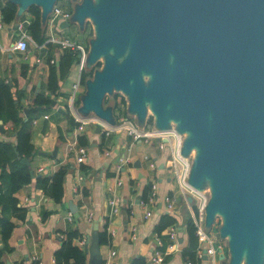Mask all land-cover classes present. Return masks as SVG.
Returning <instances> with one entry per match:
<instances>
[{
	"label": "water",
	"instance_id": "1",
	"mask_svg": "<svg viewBox=\"0 0 264 264\" xmlns=\"http://www.w3.org/2000/svg\"><path fill=\"white\" fill-rule=\"evenodd\" d=\"M13 1L19 11L34 4L43 15L56 2ZM87 18L95 38L86 65L103 53L105 60L87 81L82 109L110 121L103 100L118 89L139 124L153 115L163 130L174 120L185 134L181 154L197 146L188 182L203 190L209 181L204 222L210 226L222 216L218 230L228 241V264H263L264 0H80L59 26L83 27ZM143 72L151 74L148 81ZM96 228L94 222L87 236V264H103Z\"/></svg>",
	"mask_w": 264,
	"mask_h": 264
},
{
	"label": "crops",
	"instance_id": "2",
	"mask_svg": "<svg viewBox=\"0 0 264 264\" xmlns=\"http://www.w3.org/2000/svg\"><path fill=\"white\" fill-rule=\"evenodd\" d=\"M7 1L13 0H0V83L10 87L14 101L21 106L19 114L30 118L33 150L26 158L33 176L30 182L14 192L18 206L23 208L24 217H10L14 225L5 241L0 231L2 264H57L55 255L66 233L77 228L81 238L87 242V236L93 235L94 222H97L96 234L98 230L106 231V240L99 243L102 263L108 251L115 249L120 264H187L182 254L189 243L186 220L190 216L194 222L196 202L194 196L183 193L179 188L170 166L169 146L157 147L156 137L149 143L144 142L143 138L134 139L126 125L119 123L124 118L139 124L137 116L129 112L127 106L125 111H119L115 101L108 103L105 96L103 105L111 110V119H100L103 124L112 125L106 132V127L97 122L98 116L93 111L82 109L87 81L93 78L98 68L93 65L79 66L78 49L63 45V38L56 35L57 30L62 32L60 28H65L59 26L61 20L51 19L49 13L43 15L40 7V29L45 37L42 42L35 40L29 27L33 18L29 7L19 11V4L16 3L15 17L5 21L2 8ZM57 3L66 8L61 2ZM19 22L23 23L26 31L28 46L25 50L15 46L18 38L16 25ZM69 26L72 31H66L64 35L88 46L86 23L83 27L77 22ZM69 50L76 52L77 59L72 61L63 76L57 73V87L51 91L48 88L49 69L52 64L58 65L61 55ZM92 67V74L82 81V72L87 74ZM75 82L79 86L73 90ZM38 93L49 96L51 101L54 99V105L48 103L37 108L34 99ZM26 107L29 108L27 115L24 113ZM77 115L82 121L77 119ZM148 117L139 125L154 128V120ZM80 122L82 128H78ZM98 125L99 130L96 129ZM14 128L11 119L3 121L0 118V138L13 140ZM80 135L85 138L84 144L78 142ZM77 143L86 148L85 161L79 164L74 159V146ZM121 157H127V161L117 170L116 164ZM150 161L154 162V167L150 166ZM60 167L66 168L63 194L60 201H55L36 184L35 178L38 175L50 176ZM4 168L9 170V164L5 163ZM78 175L83 178L78 189H75ZM116 178L122 181L118 187L122 206L120 212L111 214L107 188L114 185ZM152 182H156L159 196L155 202L148 200ZM165 194L173 200L172 210L166 208L163 201ZM146 210L151 212L148 217H144ZM68 211L72 212V221L67 219ZM165 213L176 219V238L174 241L168 238L165 249L161 250L162 239L155 226ZM110 229L113 230L112 234L108 232ZM205 231L214 238L215 253H204L202 257L196 255L193 261L196 264H217L220 259L221 264H228L229 249L225 252L216 235ZM161 233H166V228ZM81 238L75 239V242L85 247L87 264L88 245L81 244ZM197 238L196 250L201 248L204 251L208 243ZM222 238V243H225L227 238ZM219 248L225 254L223 258L219 257ZM156 251L160 252L159 263L151 260Z\"/></svg>",
	"mask_w": 264,
	"mask_h": 264
},
{
	"label": "trees",
	"instance_id": "3",
	"mask_svg": "<svg viewBox=\"0 0 264 264\" xmlns=\"http://www.w3.org/2000/svg\"><path fill=\"white\" fill-rule=\"evenodd\" d=\"M16 3L13 1H7L2 8L3 19L5 21H11L15 17ZM29 10L33 14V18L29 27L36 41L42 42L44 35L41 34L40 29V8L37 5H30ZM77 59L76 52L69 50L64 52L59 61L58 65L52 64L49 69L48 77V88L54 91L57 87V73L59 76H63L68 70L73 60ZM95 68H99L94 66ZM93 67L81 74V80L88 74H92ZM13 94L10 87L6 83H0V118L3 121L12 120L14 123V130H12L13 140H7L0 138V231L1 238L5 241L8 237L14 222L10 219L12 215L24 217V211L21 206H18V199L14 192L22 185L31 181L30 167L28 164L22 163L20 159L27 157L33 150L31 143V128L30 118H25L20 115L21 106L19 103L14 101ZM105 99V98H104ZM51 98L44 93H38L34 99V105L38 108L42 105L50 103ZM106 101V99H105ZM115 106L119 111H125V109L119 105L115 100ZM79 144L85 143V138L80 135L78 136ZM5 163L9 164V170L4 168ZM65 167H60L50 176L38 175L36 176V184L44 190V192L52 197L55 201H60L63 194V179L65 174ZM196 210V205H194ZM187 232L189 234V243L183 249L184 260L192 261L195 260L196 248L198 243V236L196 235V225L193 219L187 217ZM171 224H176V219L168 213L163 214L156 226L155 230L161 237V245L159 248L164 250L168 234L161 232ZM99 243L106 240V231H97ZM81 232L77 229H71L66 233L65 238L59 249L56 252L55 259L57 264H85L87 251L80 247L75 239L81 238ZM2 250L0 249V255ZM0 264L2 261L0 259Z\"/></svg>",
	"mask_w": 264,
	"mask_h": 264
},
{
	"label": "built area",
	"instance_id": "4",
	"mask_svg": "<svg viewBox=\"0 0 264 264\" xmlns=\"http://www.w3.org/2000/svg\"><path fill=\"white\" fill-rule=\"evenodd\" d=\"M51 19H60V20H70L72 11L69 8H65L60 6L57 1L52 6V9L49 12ZM92 25V23H91ZM93 26V25H92ZM1 27V24H0ZM16 29L18 31V38L15 42L16 48L20 50H25L28 46L27 40H26V31L24 29V25L22 22H19L16 25ZM61 43L65 46H71L73 48L78 49L80 53V59H79V66L82 68L85 66V61L87 57L86 47L84 44H81L80 42H76L74 40H70L68 38H63L61 40ZM79 84L78 82H75L73 84V90H76L78 88ZM99 118V119H98ZM97 118V122L104 125L106 127V132L109 131L112 125L103 124L100 117ZM77 119L79 121H82V118L77 115ZM119 125H126L127 129H129L132 137L134 139L137 138H143L144 142H151L153 140V137L158 138L157 141H155V144L159 148H165L166 146H169L170 150V162H171V168L175 173L176 180L178 182L179 188L183 193L191 194L195 197L196 202V210H195V217L194 222L196 225V235L206 241L208 245L205 247V250L203 251L201 248H198L196 250L197 257H202L203 254H214L216 248L213 245L214 238L209 236L205 228L202 225V222L205 220V207L209 198V191L208 190H198L190 185L188 182L191 162H192V154H189V156H183L181 154V147L183 138L185 136L184 133H179L176 131L174 124L171 125L168 129L159 130L157 128H151L147 126H140L133 120H128L121 118ZM83 124L80 122L78 125V128H82ZM108 130V131H107ZM86 158V148L83 145H79L78 143L74 146V159L75 161L79 163H83ZM145 158L148 159V156L145 155ZM127 161V157H121L119 162L116 164V169L119 170L121 165ZM151 167H154L155 164L153 161L149 162ZM82 175L77 176V183L75 184V189H78L79 183L82 181ZM122 181L120 178H116L114 185L109 186L108 189V204L110 206L111 214H115L121 211L122 206V199L119 195L118 187L121 185ZM151 191L149 193L148 200L151 202H155L156 198H158L157 193V184L156 182H152L151 185ZM163 201L165 202L166 208L172 210L173 209V200L169 195L163 196ZM151 212L150 210H146L144 212V217L150 216ZM67 219L72 221L73 215L71 211H68L67 213ZM109 234L113 233V230H108ZM166 234H168L169 240L174 241L176 238V225L171 224L166 228ZM81 244H86L85 238L80 239ZM151 260L154 263H159L161 261L160 258V252L156 251L152 257ZM103 264H120L119 260L116 257V250L110 249L108 251L107 256L103 260ZM187 264H196L192 261H187Z\"/></svg>",
	"mask_w": 264,
	"mask_h": 264
},
{
	"label": "rangeland",
	"instance_id": "5",
	"mask_svg": "<svg viewBox=\"0 0 264 264\" xmlns=\"http://www.w3.org/2000/svg\"><path fill=\"white\" fill-rule=\"evenodd\" d=\"M79 1L80 0H64V1L63 0H57V2H61V4L63 6L68 7L72 11L73 14H74V11H75L76 3H78ZM93 1L94 2H98L99 0H93ZM85 23H86V27H87L86 28V32H87L86 39L88 40V42H87L88 43V46H85V47L87 49L86 52L88 54L89 46H90L89 45V40L92 37L95 38V32L92 29V25L90 23V19H88V18L85 19ZM60 29H63L62 32H61V30H60V32L57 30L56 31V33H57L56 35L59 36V37H62V38H68L69 39V37L66 36V35H64V34L67 33L66 31H69V32L72 31L71 30V26H68V27H65V28H60ZM112 52H113V49L111 51L108 50V53H112ZM122 58H123V55L122 56H117V59L118 60H121ZM79 59L80 58H78V62H79ZM104 60H105V53L101 54L96 60L90 62L89 64H91V65L94 64L93 66H96V67H99L100 68L102 66ZM85 66H86V61H85ZM150 75L151 74H149L148 72H143L142 73V77L146 81L149 80V76ZM106 98H107L106 101H108V103L114 102L116 100L117 102H119L118 104L121 105L124 109H125V107L128 104V98H127L126 93H124L123 91L118 90V89H115V90H113L110 93H107L106 94ZM147 112L148 113L149 112L152 113V110H151L150 107L148 108ZM148 113H147V115H148ZM150 116H152V118H153V115H149V117ZM149 121H150V119H149ZM174 123H175L174 120H172L170 122L171 125H173ZM192 151H191L190 154L193 155L195 153V150H192ZM204 185H205L204 186V189L210 191V185H209V181L208 180L205 181V184ZM221 223H222V216L220 214H216L215 219H214L213 223L210 226H206L204 221L202 222V225L205 228V230H207L208 232H210L213 235H216V238H217L218 243L221 244V246H222V248H223V250L225 252H228V243H227V241L225 243H222L223 238L221 237V235L219 233V230H217V229H219ZM217 261H218L217 264H221V260L220 259H218ZM262 263L264 264V249H263V259H262Z\"/></svg>",
	"mask_w": 264,
	"mask_h": 264
},
{
	"label": "bare ground",
	"instance_id": "6",
	"mask_svg": "<svg viewBox=\"0 0 264 264\" xmlns=\"http://www.w3.org/2000/svg\"><path fill=\"white\" fill-rule=\"evenodd\" d=\"M109 50L111 51L112 50V46L109 48ZM149 103V101H146V103ZM191 150H196L197 151V146H193L192 148H191ZM193 152V151H192Z\"/></svg>",
	"mask_w": 264,
	"mask_h": 264
}]
</instances>
